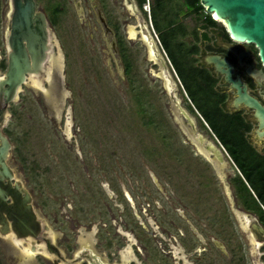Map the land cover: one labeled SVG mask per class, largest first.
<instances>
[{
    "label": "rangeland",
    "instance_id": "1",
    "mask_svg": "<svg viewBox=\"0 0 264 264\" xmlns=\"http://www.w3.org/2000/svg\"><path fill=\"white\" fill-rule=\"evenodd\" d=\"M100 1L123 42L129 75L121 50L120 56L112 52L109 37L93 17L90 23L78 18L84 14L71 0H38L41 8L64 7L50 31L51 77L60 101L55 105L28 85L9 105L3 129L13 146L9 165L33 196L36 214L53 241L67 238L68 247H74L67 256L88 247L107 264H170L173 258L187 264L196 230L184 218L204 219L203 214L212 213L207 209L229 213L227 208L235 207V167L227 157L217 163L199 147L171 98L217 144L200 117L214 110L219 99L216 87L199 84L195 31L204 11L181 15L157 33L175 85L170 93L123 0ZM143 10L149 15L148 5ZM142 17L150 26L149 18ZM48 102L52 108L46 110ZM249 137L264 154V145L254 134ZM48 259L45 264L55 258ZM0 264L44 262L7 240L0 243Z\"/></svg>",
    "mask_w": 264,
    "mask_h": 264
},
{
    "label": "water",
    "instance_id": "2",
    "mask_svg": "<svg viewBox=\"0 0 264 264\" xmlns=\"http://www.w3.org/2000/svg\"><path fill=\"white\" fill-rule=\"evenodd\" d=\"M123 2L127 12L137 20L138 34L148 50L149 57L161 66V75L169 92L173 93L175 85L168 73V62L151 25L145 24L134 0ZM11 3L13 13L10 15L11 25L6 36L7 68L0 76V235L5 240H11L17 248L28 251L23 248L24 241L32 245L31 253H38L31 241L36 239L42 230L49 234V227L38 218L29 191L16 179L9 165L13 146L3 129L7 121L8 107L16 101L21 86L26 84L27 80H31L33 87L38 86L47 94L41 81L45 76L44 80L49 83L53 72L51 27L45 14L36 11L34 0H11ZM200 5L213 21L225 26L233 41L253 44L264 68V0H200ZM101 22L105 25L103 20ZM227 47L232 50L230 46ZM204 61L213 67L215 75H223L224 81L235 90V97L231 100V112H238L241 108L251 111L255 123L254 136L258 141L264 140V105L248 93L240 78H231L232 68L225 70L226 62L220 57L205 56ZM246 73L258 86L262 85V69L254 70L249 67ZM171 98L195 142L222 165L228 156L215 142L199 132L194 120L180 106L179 101L175 100L173 95ZM251 231L254 237H259V242H264V232L259 226L251 228ZM52 243H48L50 252H53L51 249H56ZM58 251L56 249L54 252Z\"/></svg>",
    "mask_w": 264,
    "mask_h": 264
},
{
    "label": "flooded vegetation",
    "instance_id": "3",
    "mask_svg": "<svg viewBox=\"0 0 264 264\" xmlns=\"http://www.w3.org/2000/svg\"><path fill=\"white\" fill-rule=\"evenodd\" d=\"M34 2L36 5V11L45 14L50 27L53 25L52 21L55 23L61 21L62 15L64 14L63 5L55 4L54 6L49 7V9H45L39 6L38 0H34ZM71 2L74 3L78 12L80 11L84 14L83 16L82 14L77 16L78 18H84L86 23H90L92 17L96 20L98 26L103 29L104 34L109 37L112 52L119 55L117 35L112 25L109 24L111 22L110 18H106L103 13L102 1L71 0ZM85 3H87V6L85 11H83ZM12 13L13 5L11 0L8 5L6 3L3 4L2 0H0V45L1 43L2 45L4 44L3 49L0 47V69H4V72L7 68L6 36L10 29V15ZM206 19L207 16H204L201 24L197 26L195 31V33L198 34V38L195 40L197 45V47H195L196 53H198V60L196 61L198 73L199 69L202 68L214 75L217 79V83L214 87H216L218 91L219 99L222 98V96H225L223 106L227 111L232 113L231 111H233V107L231 105V100L235 97V90L231 89V85L224 81L223 75H215L213 67L207 65L204 61L205 56H218L226 62L225 70H228L230 67L232 68L231 78L234 80L240 78L243 83L242 86L247 87L248 93L264 105V81L261 86H258L255 80L246 73L249 67H252L254 70L262 69L264 71V68L259 61L258 51L255 46L253 44L233 41L227 33L225 26L220 22H215L214 25L208 24L205 26L207 24L205 23ZM101 20L104 21L106 27ZM191 40V38H188V41ZM227 46H230L232 50ZM3 51L5 57H2ZM119 58L121 59V57ZM44 79L45 78H43V80ZM52 79L53 76L49 83L44 80L46 83L47 94L38 86L34 87L40 89L46 99H52V102L55 105L57 102L59 105L60 100L57 94L58 88L55 83L53 84ZM28 85H30V89L34 88L31 80H27V83L21 86L18 94H22V89L26 88ZM52 102H48L49 105L47 104L48 107H46V110L47 108H52ZM239 111H243L246 118L254 123L251 111L242 108ZM251 134L254 133L252 132ZM255 140L260 145H264V140L258 141L256 137ZM258 151L260 152V150ZM31 200L33 209L35 210V203L32 195ZM234 202V208H227L229 213H227L226 208H214L210 210L207 209V211H212V213L203 214V216H205L204 219L202 217H196V219L192 218L191 221L188 218H184V221L196 230L195 233L192 234L195 238L194 242L188 247V249L190 248L188 252L189 254L185 256L187 264H264V242H259V237H254L251 231V228L259 226L264 232V217L254 207H244L236 191ZM194 221L200 222L196 224ZM3 241L7 240L0 235V243ZM8 241L13 247H16L11 240ZM31 242L34 244L33 247H35L38 252L35 253V255H39L44 264L49 262L48 255L55 258L51 261L52 264H104L97 261V255L88 247H82L77 251V254L67 256L68 251L75 250L74 247H68V239L65 238L64 240L54 242L52 237L43 230L38 237ZM48 243H52V245L59 250L58 253L54 252L56 249H51L53 252H50ZM23 244H25L30 251L32 245L27 244L24 241ZM181 260V258H173L170 264H179L178 262ZM128 264L135 263L131 262ZM142 264H145V261H143Z\"/></svg>",
    "mask_w": 264,
    "mask_h": 264
},
{
    "label": "trees",
    "instance_id": "4",
    "mask_svg": "<svg viewBox=\"0 0 264 264\" xmlns=\"http://www.w3.org/2000/svg\"><path fill=\"white\" fill-rule=\"evenodd\" d=\"M135 2L145 20L149 18L156 35L175 25L181 15L191 12L197 14L204 10L200 0H135ZM145 5L149 6V15L143 10ZM205 16H207L205 26L215 24L210 15ZM52 24L54 26L56 23L52 21ZM117 44L119 52L121 50L125 74L129 75L131 64L119 38ZM216 83L217 79L213 74L206 69H199V84L202 88L214 87ZM224 101L225 96H222L216 102L214 110H204L200 117L215 140L224 148L236 169L232 184L243 206L254 207L264 217V154L257 150L249 137L255 124L246 118L243 111L235 113L227 111L223 106Z\"/></svg>",
    "mask_w": 264,
    "mask_h": 264
},
{
    "label": "built area",
    "instance_id": "5",
    "mask_svg": "<svg viewBox=\"0 0 264 264\" xmlns=\"http://www.w3.org/2000/svg\"><path fill=\"white\" fill-rule=\"evenodd\" d=\"M204 11V15H208L207 13H206V11L205 10H203ZM152 28V27H151ZM152 31H153V29H152ZM153 33H154V31H153ZM154 36L156 37V39L158 40V38H157V35L154 33ZM217 142V145L221 148V150L227 155V153L225 152V150H224V148L220 145V143L218 142V141H216ZM228 156V155H227Z\"/></svg>",
    "mask_w": 264,
    "mask_h": 264
},
{
    "label": "crops",
    "instance_id": "6",
    "mask_svg": "<svg viewBox=\"0 0 264 264\" xmlns=\"http://www.w3.org/2000/svg\"><path fill=\"white\" fill-rule=\"evenodd\" d=\"M30 253H31V251H30ZM97 261L98 262H102V263H104V264H107V263H105L99 256H97ZM116 264H128V262H124V263H116Z\"/></svg>",
    "mask_w": 264,
    "mask_h": 264
},
{
    "label": "clouds",
    "instance_id": "7",
    "mask_svg": "<svg viewBox=\"0 0 264 264\" xmlns=\"http://www.w3.org/2000/svg\"><path fill=\"white\" fill-rule=\"evenodd\" d=\"M151 25V24H150ZM159 42V41H158Z\"/></svg>",
    "mask_w": 264,
    "mask_h": 264
},
{
    "label": "bare ground",
    "instance_id": "8",
    "mask_svg": "<svg viewBox=\"0 0 264 264\" xmlns=\"http://www.w3.org/2000/svg\"><path fill=\"white\" fill-rule=\"evenodd\" d=\"M29 251V250H28Z\"/></svg>",
    "mask_w": 264,
    "mask_h": 264
}]
</instances>
